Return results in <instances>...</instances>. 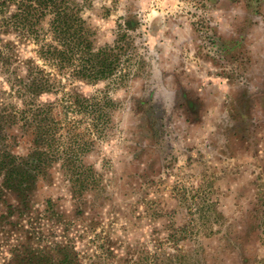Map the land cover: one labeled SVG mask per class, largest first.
I'll return each mask as SVG.
<instances>
[{
  "label": "rangeland",
  "instance_id": "rangeland-1",
  "mask_svg": "<svg viewBox=\"0 0 264 264\" xmlns=\"http://www.w3.org/2000/svg\"><path fill=\"white\" fill-rule=\"evenodd\" d=\"M73 1L93 49L115 47L120 64L123 46L130 74L71 80L33 41L0 36L18 52L0 61V138L12 154L31 150L16 116L29 59L57 83L34 100L54 103L57 118L68 94L110 101L82 155L84 187L51 164L27 207L0 191V264L29 238L35 249L70 245L79 264H264V0Z\"/></svg>",
  "mask_w": 264,
  "mask_h": 264
},
{
  "label": "trees",
  "instance_id": "trees-1",
  "mask_svg": "<svg viewBox=\"0 0 264 264\" xmlns=\"http://www.w3.org/2000/svg\"><path fill=\"white\" fill-rule=\"evenodd\" d=\"M75 5L73 0H0V36L14 31L24 42L33 41L35 57L59 73L68 71L71 80L92 83L112 78L122 82L130 74L131 66L126 49L120 47L125 57L120 64L118 55L113 52L115 47L94 50L90 30ZM44 18L48 19V30L42 33L38 23ZM126 25L131 26L130 22ZM16 58L18 52L14 45L0 40L2 65L12 59L17 61ZM18 80L20 91L27 100L16 116H20L22 129L30 134L31 150L24 157L16 156L6 150L3 138H0V191L13 192L27 207L28 195L37 177L51 164H59L66 180L73 186H85L87 173L84 171L88 169L84 170L81 165L82 155L90 150L92 140L100 136V123L108 117L110 101L68 94L61 105L64 118L59 119L51 113L54 103L34 102L35 95L50 92L57 84L45 69L35 66L29 59L26 75ZM71 116H79V119L74 120ZM81 124L85 125L79 128ZM45 206L46 219L57 215L51 200H46ZM13 227L19 228V223ZM58 244L47 250L35 249L29 238L24 246L13 249L11 263L79 264L78 255L70 245Z\"/></svg>",
  "mask_w": 264,
  "mask_h": 264
}]
</instances>
